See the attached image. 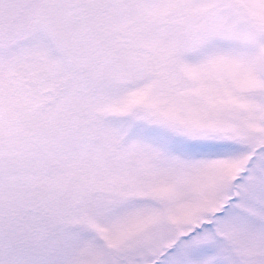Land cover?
Wrapping results in <instances>:
<instances>
[{
	"label": "snow or ice",
	"instance_id": "1",
	"mask_svg": "<svg viewBox=\"0 0 264 264\" xmlns=\"http://www.w3.org/2000/svg\"><path fill=\"white\" fill-rule=\"evenodd\" d=\"M0 264H264V0H0Z\"/></svg>",
	"mask_w": 264,
	"mask_h": 264
}]
</instances>
